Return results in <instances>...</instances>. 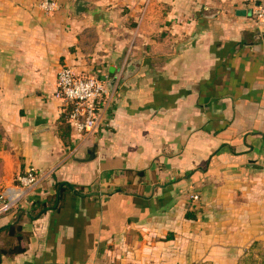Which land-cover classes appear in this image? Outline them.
<instances>
[{
	"label": "crops",
	"instance_id": "0c3cea01",
	"mask_svg": "<svg viewBox=\"0 0 264 264\" xmlns=\"http://www.w3.org/2000/svg\"><path fill=\"white\" fill-rule=\"evenodd\" d=\"M41 1L0 0V264H264L258 0ZM62 66L107 80L103 127L71 124Z\"/></svg>",
	"mask_w": 264,
	"mask_h": 264
},
{
	"label": "built area",
	"instance_id": "2783aa9c",
	"mask_svg": "<svg viewBox=\"0 0 264 264\" xmlns=\"http://www.w3.org/2000/svg\"><path fill=\"white\" fill-rule=\"evenodd\" d=\"M41 7L46 11L58 8L54 0H42ZM256 15L264 20V0H258ZM56 94L69 107V121L80 133H91L103 127L107 121V110L112 102V92L108 82L96 75L78 74L70 66H62L57 75ZM22 187L31 189L40 180L34 168L19 175ZM199 194L192 195L193 200H199ZM18 201L0 194V217L15 210Z\"/></svg>",
	"mask_w": 264,
	"mask_h": 264
},
{
	"label": "trees",
	"instance_id": "16d2710c",
	"mask_svg": "<svg viewBox=\"0 0 264 264\" xmlns=\"http://www.w3.org/2000/svg\"><path fill=\"white\" fill-rule=\"evenodd\" d=\"M74 190L73 185L68 184V183H62L58 186V195L55 197V199L51 203H36L37 206L33 207V209H39L38 214H43L47 210L50 209H59L61 208L63 201H64V196L67 192ZM192 215V214H191ZM190 216V215H189ZM193 216V215H192ZM2 233H7L9 238H11L14 234H20V227L16 224H10L7 227L0 229V235ZM23 249L18 247V248H10V249H4L0 247V255H8V254H15Z\"/></svg>",
	"mask_w": 264,
	"mask_h": 264
},
{
	"label": "water",
	"instance_id": "95a60500",
	"mask_svg": "<svg viewBox=\"0 0 264 264\" xmlns=\"http://www.w3.org/2000/svg\"><path fill=\"white\" fill-rule=\"evenodd\" d=\"M83 1L80 2V6L77 8L79 11L82 10V6H83Z\"/></svg>",
	"mask_w": 264,
	"mask_h": 264
}]
</instances>
